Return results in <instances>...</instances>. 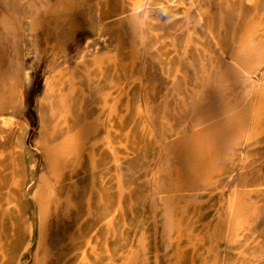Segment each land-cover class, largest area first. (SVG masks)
I'll list each match as a JSON object with an SVG mask.
<instances>
[{
  "label": "rangeland",
  "instance_id": "1",
  "mask_svg": "<svg viewBox=\"0 0 264 264\" xmlns=\"http://www.w3.org/2000/svg\"><path fill=\"white\" fill-rule=\"evenodd\" d=\"M16 66L0 264H264V0H0L1 108Z\"/></svg>",
  "mask_w": 264,
  "mask_h": 264
},
{
  "label": "crops",
  "instance_id": "2",
  "mask_svg": "<svg viewBox=\"0 0 264 264\" xmlns=\"http://www.w3.org/2000/svg\"><path fill=\"white\" fill-rule=\"evenodd\" d=\"M112 10H113V8H112ZM28 32H30L31 35L33 36V38L36 39L37 38V25L34 24V23L30 24L28 26ZM80 56L81 55H79L77 58L79 59ZM114 59H119V60L122 61V58H121V55H120L119 52H116V54L114 55ZM124 64H123V66H124ZM64 68L65 67L58 68V70L59 69H64ZM14 72L15 73H14L13 81H12V83L9 84V88L6 91V100L8 101V102L6 101L7 102L6 104H8V106L12 107V112L15 114V116L18 119V121L19 122H23L21 120V118H22V115H21L22 97H23L24 88L27 85L30 84L31 74H30V71H29V69L27 67L24 68V67H21V66H16ZM57 72L58 71H56L53 74V76H55L57 74ZM124 72H125V73H123V75L125 77L124 81H122V80L120 81L119 80V83H118L116 80L114 81V78H111L109 80L108 84L105 85V87L108 86V90L109 91H115V93H117V90H120L122 88V86L126 82L127 75H129V73H128V71H127V69L125 67H124ZM115 97L116 96H114V99H112V100L116 104L117 102H115ZM117 105L120 106V102ZM23 123H25V122H23ZM29 131H30V126L28 127V130H27V133H26V136H25V143L27 145V148H28L27 136H28ZM11 152H12V149L6 148L4 150V154L3 155L11 158V159L9 158V160H7V163L14 164V151H13V153H11Z\"/></svg>",
  "mask_w": 264,
  "mask_h": 264
},
{
  "label": "bare ground",
  "instance_id": "3",
  "mask_svg": "<svg viewBox=\"0 0 264 264\" xmlns=\"http://www.w3.org/2000/svg\"><path fill=\"white\" fill-rule=\"evenodd\" d=\"M104 9V10H103ZM103 9H102V14H108V15H110L112 12V7L109 5V4H104V6H103ZM124 67L127 69V71L130 69V64L129 63H127V64H124ZM80 74V73H79ZM82 79V78H81ZM69 80V77H68V75H67V72L66 71H64V69H59L58 70V72H57V74L55 75V76H52L51 77V79L49 80V82H48V84H47V90L49 91V92H52V91H59V90H62V88H63V86H64V84L67 82ZM17 81V80H16ZM93 81H94V79H93ZM96 82V81H95ZM21 83V82H20ZM19 85V84H18ZM115 92V91H114ZM113 91H108V90H104V92H102V95L100 96V101H102L103 103H105L106 101L108 102V101H110V97H111V95L114 93ZM16 97V96H15ZM16 100V99H15ZM123 100H125V97L123 98ZM8 102V101H7ZM6 102V103H7ZM5 103V105H6V108L4 107V108H1L0 107V123H3V122H7V121H9V120H12V121H14V120H17L18 121V119H17V117L15 116V114L12 112V107H10V106H8V104H6ZM17 103V102H16ZM12 104V103H11ZM42 105L44 106V108H45V106H46V103L44 102V100H42ZM14 106V105H13ZM117 110H118V112H117V116H116V118L115 119H113L112 120V124L111 125H114L116 128H117V130L119 131L122 127H124L125 128V124H126V120H125V117H126V115H125V113H126V111H125V109L123 108V106H121V104H120V106H118V108H117ZM137 113V112H136ZM139 113V112H138ZM137 113V114H138ZM127 114V113H126ZM19 117V116H18ZM61 125H62V129L64 128V123H62L61 122ZM18 130V129H17ZM17 130H16V132H17ZM52 130H54L53 129V127L51 126L50 127V130H49V133L50 134H53V131ZM117 130H116V132H117ZM127 131H129L128 129H127ZM126 131V132H127ZM47 133V132H46ZM46 133H44V135H46ZM16 134V133H15ZM14 144H15V142H14ZM27 149V148H26ZM25 152V151H24ZM43 154H44V157L46 158V159H48V154L45 152V151H43ZM1 198V197H0ZM8 227V226H7ZM3 228H5L4 226H3ZM28 230H29V232H30V226L28 227Z\"/></svg>",
  "mask_w": 264,
  "mask_h": 264
}]
</instances>
